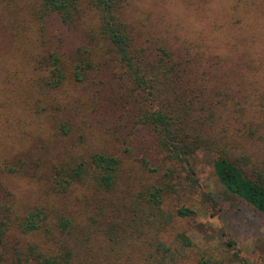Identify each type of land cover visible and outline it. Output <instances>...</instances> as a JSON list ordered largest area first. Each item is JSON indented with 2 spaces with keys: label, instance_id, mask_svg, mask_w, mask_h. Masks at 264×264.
<instances>
[{
  "label": "rangeland",
  "instance_id": "374dc122",
  "mask_svg": "<svg viewBox=\"0 0 264 264\" xmlns=\"http://www.w3.org/2000/svg\"><path fill=\"white\" fill-rule=\"evenodd\" d=\"M118 11L135 47L155 54L161 46L173 59L187 63L195 91L204 93L188 91L187 102L191 99L196 109L203 104L199 116L213 120L208 131L224 136L229 157L245 155L246 173L264 182V0H121ZM81 24L84 30L82 25L66 28L51 17L45 22V40L58 44L64 53L85 46L93 21L85 15ZM8 42V35L0 32V53ZM2 56L9 61L8 55ZM98 64L82 81L68 80L49 95L31 86L26 75L14 92L16 100L0 96V202L13 216L24 215L32 206L62 209L72 218V233L92 245V254L83 248L90 264H146L141 258L145 250L133 251L129 260L102 251L101 230L110 207H98L91 189L78 183L64 194L51 189L52 162L67 153L86 156L99 150L119 159L120 179L111 200L172 176L175 192L164 197L162 207L183 205L193 214L174 217L160 231L162 240L172 243L175 233L183 230L196 245L211 246L216 258L219 249L224 254L237 251V264H264V214L223 189L213 175L211 153L204 149L194 156L197 185L187 186L180 166L158 152L153 135L134 123L118 66L107 56ZM1 88L10 94L14 86ZM56 120L68 128L65 135ZM102 197L103 202L108 200V194ZM40 239L38 234L11 229L5 244L13 247ZM227 240L234 246H226ZM179 264L195 261L188 258Z\"/></svg>",
  "mask_w": 264,
  "mask_h": 264
},
{
  "label": "trees",
  "instance_id": "16d2710c",
  "mask_svg": "<svg viewBox=\"0 0 264 264\" xmlns=\"http://www.w3.org/2000/svg\"><path fill=\"white\" fill-rule=\"evenodd\" d=\"M8 1L0 0V32L9 38L7 48L0 53V96L16 100L18 95L14 92L24 83L26 75L31 86L49 95L68 80L82 81L89 71L99 68L98 59L107 56L119 68L128 104L133 106L134 123L153 135L158 152H164L167 160L180 166L187 186L197 185L194 156L204 149L211 153L212 172L223 189L264 214V182L255 181L246 173L243 166L247 157L237 154L229 157L224 136L218 138L213 129L208 131L213 122L210 115L198 114L203 104L196 109L191 99L187 102L188 91L204 95L201 89L195 91L197 84L190 80L192 74L187 63L173 59L171 52L161 46L155 54L135 47L119 17L121 0H13L11 4ZM85 15L93 21L85 46L64 53L58 44L45 40L47 19L53 17L70 28L82 25ZM2 54L8 55L9 61ZM5 84L14 86L10 94L1 88ZM22 93L28 95L27 91ZM205 111L209 114L208 105ZM56 123L65 135L68 128L61 121ZM50 177L53 192L64 194L78 183L97 194L98 207H110L109 218L101 230L102 251L108 249L129 260L133 251L145 250L141 258L146 264H179L188 258L195 264H237L240 260L237 251L224 254L220 249V256L214 257L211 246L196 245L183 230L175 233L172 243L161 239L160 231L174 217L193 214V210L183 205L162 207L164 197L175 192L169 181L172 176L111 200L109 195L120 179L119 159L96 150L86 156L62 155L51 163ZM102 193L108 194L107 201L103 202ZM203 198L210 200V195L203 194ZM74 228L72 218L60 208L32 206L24 215L13 216L10 207L0 202V264H90L84 254H89L88 251L92 254L93 247L72 233ZM11 229L21 234H38L41 241L7 247L5 238ZM226 246L234 244L227 240ZM83 248L88 251L83 253Z\"/></svg>",
  "mask_w": 264,
  "mask_h": 264
}]
</instances>
